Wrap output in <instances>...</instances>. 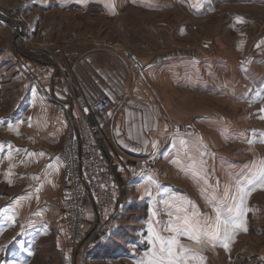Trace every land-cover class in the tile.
<instances>
[{
  "label": "rangeland",
  "instance_id": "1",
  "mask_svg": "<svg viewBox=\"0 0 264 264\" xmlns=\"http://www.w3.org/2000/svg\"><path fill=\"white\" fill-rule=\"evenodd\" d=\"M69 1L55 0L39 8L34 4L36 0H0V145H11L9 150L13 153L9 160L8 151L0 152V264H137L148 248L146 234L152 211L158 213L156 219L163 225L169 219L165 202H182L187 198L194 206V200L202 204L203 199L194 189L201 190L203 183L184 177L190 175L181 171V166H185L181 157L178 164L169 163L175 159L168 163L161 160L154 163L157 177L147 190L129 189V194L118 184L121 211L101 217L89 205L86 237L76 246L70 245L61 211L60 185L52 179V186L47 188L48 178L53 175L44 173L49 163L59 160L58 143L47 141L44 132L26 134L20 124L15 131L8 127L21 120L23 83H41L27 59L31 62L45 59L64 70L72 65L70 56L62 49L39 55L26 50L29 25L59 27L60 38L66 41L93 37L103 45H118L128 50V57L136 61L135 65L141 67L144 63L137 61L135 55L155 61L156 67L149 69L154 72L163 69L165 60H172L169 63L174 65V70L171 67L166 70L168 78L163 84L158 82L152 86L164 104L180 112L184 109L189 116V123L176 122L173 115L167 117L170 135L196 136L198 123L206 146L211 148L208 124L221 119L242 132L234 133L231 129L234 143L226 144L219 151L235 159L238 172L248 171L253 175L264 161V143L259 142L264 139L259 135L264 133V119L260 118L264 115L260 111L264 109V96L257 95L264 93V0H187L173 6V14L169 16L137 12L136 17L141 18L138 24L124 22L125 29L109 28L110 23L123 22L100 15L98 5H93L91 18L87 19V15L74 12L84 6L73 4L72 7ZM52 11L59 14L43 15ZM238 17L244 22L236 23ZM74 29L78 35L73 37ZM114 32L117 34L113 35ZM241 41L243 47L238 48ZM213 135L220 138L218 133ZM49 137L54 140L56 136ZM32 139L42 141L43 147L28 145ZM248 139L255 142H244ZM44 148L48 150L47 163L40 162L39 155H28ZM205 151L208 177L212 178L219 159L213 158L210 149ZM146 167L150 168L151 164ZM10 168L12 174L6 177ZM156 184L160 185L159 190ZM252 193L247 206L251 210L246 218L247 232L241 231L235 236L230 251L223 247L191 245L206 258V264H244L259 254L264 239V194L261 196L260 189ZM200 212L205 217H215L212 205L201 206ZM9 216L14 217V222L8 220ZM182 242L191 243L186 239Z\"/></svg>",
  "mask_w": 264,
  "mask_h": 264
},
{
  "label": "crops",
  "instance_id": "2",
  "mask_svg": "<svg viewBox=\"0 0 264 264\" xmlns=\"http://www.w3.org/2000/svg\"><path fill=\"white\" fill-rule=\"evenodd\" d=\"M51 2H55V0H36L34 4L39 8H44L52 4ZM183 2L187 3V0L69 1L72 7H74L73 4H82L84 7L82 9H75L74 12L87 15V19L91 18L89 15L91 14L93 5H98L101 8L100 15L107 19L121 20L123 22L119 24L110 23L108 26L111 29H116L118 26L125 29L124 22L128 25H131L133 22L138 24L141 18L139 16L138 18L136 17L137 12L147 11L148 13L159 14L160 16L167 14L169 16L173 14V6L182 4ZM46 14L56 15L59 13L55 14L52 11V13H44L43 15L46 16ZM105 28L107 30V26ZM26 30L30 37L25 39L24 48L26 50L39 55L40 53L55 52L62 49L70 56L69 60L72 65L69 69L64 70L45 59H36L35 62L27 59V64L36 70L35 72H37L46 92L38 84L32 85L30 81L23 83V86H25V97L22 100V108L19 110V115L23 121L20 125L24 133H46L47 141L56 140L58 143L56 151L58 152L62 149L69 121L82 115L78 99L92 104L101 93H106L112 101L113 109L104 115L93 114L89 117V120L93 125L98 127L95 136L96 141L101 145L106 159L111 162L113 173L117 182H119L118 184L123 189H126L127 192L129 189L145 191L151 187L152 182L157 177L155 171L157 168L156 164L161 160L164 163H168L173 159L178 160L181 157L185 165L189 163L188 159L184 156V149L179 143L180 138L187 139L190 155H196L192 146L200 138H202L203 145H207L202 133L199 131L201 129L200 124L197 122L195 128H197V133L199 134H196V136L183 135L182 137H174L170 135L171 130L166 118L173 115V120L176 122L189 123V116L184 109L180 112L178 109H174L173 106L164 104L159 92L152 86L158 82L163 84L166 78H168L166 70L170 69L169 67L174 70V65L169 63L172 60H165L162 62L164 63L163 69L154 72L149 69L156 67L157 63L155 61H148L135 55L137 61L140 59V62H144L141 68L139 65H135L136 61L128 57V50H124L118 45H103L94 40L93 37L90 40L71 38L72 40L66 41L60 38L62 34L61 28L46 27L44 24H40L37 28H32L29 25ZM72 32L73 37L78 35L76 29L72 30ZM115 34L117 33L114 32L113 35ZM32 35L34 36L33 38ZM34 104L36 108H33ZM29 123H31V127L28 126ZM14 124L16 127L18 126L16 121ZM145 124L147 127H145ZM208 128L211 148L207 146L206 148L213 152L214 159H219L217 162L218 167L214 170L213 177H208V184L213 179L212 185L209 184L212 186L209 191L214 192L217 197L221 196L226 190L230 194L235 193L237 186H247L249 178L253 175L248 171L238 172L235 159L226 154L219 153V151L224 149L223 147L226 144L234 143L230 135L231 129H234V133L241 131L237 128H232L231 125H227L221 119L208 124ZM213 133H218L220 138L218 139ZM36 134L31 135L35 137ZM52 135L56 136L54 140L49 137ZM241 136L243 135L241 134ZM145 141L147 142V147L145 146ZM41 142L32 139L28 145L33 146L34 144L36 148H40L43 145ZM153 142L157 144V148L155 149L151 147ZM46 145H49V143ZM4 150L9 151L8 147H5ZM24 151L27 153V148H24ZM47 152L48 150L45 148L37 151V153H44L42 157H39L40 162L47 163L49 161V158L46 157ZM217 154L219 155L217 156ZM57 159L49 163V166H46L44 173L47 175L50 172L53 175V177L48 178L47 188L52 186L50 182L53 179L54 183L56 180L58 181L61 191L64 168L59 160L56 161ZM204 159L206 160V156H204ZM148 163L151 164L150 168L146 167ZM169 163L173 164L172 161ZM57 166H59L58 172L55 170ZM169 169L167 167L166 170L169 171ZM170 172L172 171L170 170ZM184 177L191 179V181L194 180L191 175ZM194 189L197 195L203 197L202 204H200V201L194 200L197 206L195 209L200 212L201 206L208 207L212 205L210 198L206 199L201 194V190ZM128 193L130 194V192ZM260 194L263 196L264 190H260ZM252 196L253 193L247 198L246 207L250 205ZM182 203L186 207L190 204V208L193 207L187 198ZM216 203L219 206V201ZM224 203H228V201H224ZM89 205L93 209L94 214L97 215L93 201L88 196L86 202L87 216L89 215ZM249 212H251L250 209H248L247 216ZM62 215L67 225L66 216L63 212ZM261 241L262 245L257 257L248 259L244 264H264V239Z\"/></svg>",
  "mask_w": 264,
  "mask_h": 264
},
{
  "label": "snow or ice",
  "instance_id": "3",
  "mask_svg": "<svg viewBox=\"0 0 264 264\" xmlns=\"http://www.w3.org/2000/svg\"><path fill=\"white\" fill-rule=\"evenodd\" d=\"M243 22V18L238 17L236 19V23ZM242 47L243 41L238 45V48ZM256 47H259V44ZM257 95L264 96V93H258ZM85 111L87 112V109ZM260 111L264 113V109ZM260 118L264 119V115ZM17 123L22 124L23 121ZM28 126L31 127V123ZM8 127L10 131L16 130V125H8ZM145 127H147L146 124ZM177 133H179V129H177ZM252 135L255 136L256 133L253 132ZM259 135L264 137V133ZM244 142L252 144L255 141L248 139ZM259 142L264 143V139ZM179 143L184 149V156L189 161L187 165L181 166V171L203 183L204 187L201 188V194L206 199L210 198L215 217H205L194 206L188 208L182 202H165L166 208L169 209V219L161 225L160 220L156 219L158 213L155 210L152 211V219L148 222L146 234L148 248L137 264H206V258L191 246L193 244L213 248L223 247L225 251H230V245L235 242V236L241 231L247 232V198L257 189L264 190V161H261L256 172L249 178L247 186L238 185L235 193L230 194L226 190L221 196L217 197L214 192L209 191L212 186L208 184L207 161L204 159V156L208 153L205 151L206 146L203 145L202 138L192 146L196 155H190L187 139L180 138ZM145 146L147 147L146 141ZM7 147L11 149V145ZM151 147L155 149L157 144L153 142ZM4 149L5 146L0 145V152H3ZM16 151L18 153L20 150L17 149ZM12 155V151L9 150L7 152L9 160L12 159ZM28 155L42 157L44 153H28ZM172 162L178 164V160ZM55 170L58 172L59 166ZM11 174L10 168L5 176L10 177ZM47 174L50 175L51 173ZM31 179L39 180L40 177H31ZM8 183L11 184L10 179H8ZM155 186L158 190L160 189L159 184ZM147 195L151 197V192L148 191ZM217 201H219V206L216 203ZM224 201H228V203H224ZM8 220L14 222V217L9 216ZM185 239L191 243L182 242ZM141 242L143 243L145 240Z\"/></svg>",
  "mask_w": 264,
  "mask_h": 264
},
{
  "label": "built area",
  "instance_id": "4",
  "mask_svg": "<svg viewBox=\"0 0 264 264\" xmlns=\"http://www.w3.org/2000/svg\"><path fill=\"white\" fill-rule=\"evenodd\" d=\"M38 85L46 92L43 84L38 82ZM78 101L82 115L69 121L59 153V161L64 168L61 210L66 216L67 240L72 246L85 239L87 234L88 196L98 216L123 209L121 190L112 166L95 138L98 127L89 120L93 114L104 115L112 110V101L106 93H101L92 104L82 99Z\"/></svg>",
  "mask_w": 264,
  "mask_h": 264
}]
</instances>
